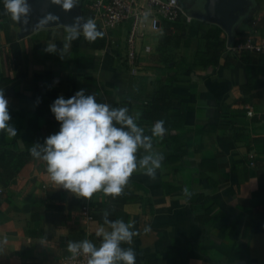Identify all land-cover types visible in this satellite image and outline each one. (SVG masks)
Instances as JSON below:
<instances>
[{"label": "crops", "instance_id": "1", "mask_svg": "<svg viewBox=\"0 0 264 264\" xmlns=\"http://www.w3.org/2000/svg\"><path fill=\"white\" fill-rule=\"evenodd\" d=\"M181 1L190 13L192 0ZM247 1L231 34L194 18L168 30L163 25L162 33L138 47L139 72L131 76L122 61V29L113 33L116 48L92 51L81 35L64 49V27L19 37V25L0 0V28L7 27L8 40L23 48L14 61L0 29L1 89L9 124L17 131L11 138L0 132V150L24 153V138L35 135L43 144L60 127L50 105L81 89L95 93L98 102L127 106L133 115L139 111L137 123L145 129L158 120L150 109L143 111L158 87L172 81L175 96L162 117L166 135L153 142L165 157L156 179L138 170L121 196L95 194L88 201L90 221L81 215L86 200L52 183L42 160L24 156L17 175L0 186V264H58L69 253L68 241L89 239L98 245L104 211L109 220L135 222L140 233L132 244L136 264H264V56L244 62L223 52L216 65L193 66L206 39L215 44L211 37L217 29L224 42L241 36L264 39V0ZM49 42L64 49L63 58L43 51ZM146 44L150 54L142 50ZM204 160L209 168L200 176ZM184 187L202 193L204 201L191 205ZM198 216L209 219L198 223Z\"/></svg>", "mask_w": 264, "mask_h": 264}, {"label": "clouds", "instance_id": "2", "mask_svg": "<svg viewBox=\"0 0 264 264\" xmlns=\"http://www.w3.org/2000/svg\"><path fill=\"white\" fill-rule=\"evenodd\" d=\"M48 3L66 13L79 6V0H48ZM3 7L12 21L29 24L32 14L29 0H3ZM59 19L45 11L34 28L59 24ZM64 31V49L81 35L89 42L104 37L94 19L81 15L74 16L70 25H64ZM64 49L49 42L43 51L59 53L63 58ZM50 111L59 122V131L46 137L43 144L32 145L29 152L45 163L46 172L57 187L84 200H91L97 193L115 199L123 194L138 170L151 180L156 179L165 157L154 150L153 142L154 138L162 139L166 135L164 120L153 122L146 130L137 123L139 111L133 115L127 106L113 107L98 102L95 93L85 95L83 89L67 99L59 96L50 105ZM10 119L8 101L0 89V132H6L9 138L17 136ZM182 192L186 198L192 195L187 187ZM108 215L107 211L103 212V223L96 230L100 238L98 245L89 239L68 241L67 251L73 258L86 257V264H136L132 244L140 233L135 230V222L109 220ZM150 230V225L143 229L145 233Z\"/></svg>", "mask_w": 264, "mask_h": 264}, {"label": "built area", "instance_id": "3", "mask_svg": "<svg viewBox=\"0 0 264 264\" xmlns=\"http://www.w3.org/2000/svg\"><path fill=\"white\" fill-rule=\"evenodd\" d=\"M93 12L92 19L96 22L98 30L104 33L106 48H116L117 43L113 33L122 29L124 45L122 61L128 66L129 74L136 76L139 72L138 47L148 36L162 33L165 24L189 25L193 18L184 8L180 0H85ZM145 54H150L152 48L149 44L142 47ZM264 54V39L248 36L244 41L230 46L226 45V53L239 55L241 52ZM251 116V112L246 113ZM250 165L253 162L250 161ZM81 206V215L92 220V212L88 201ZM58 264H86V257L73 258L68 253L60 259Z\"/></svg>", "mask_w": 264, "mask_h": 264}, {"label": "trees", "instance_id": "4", "mask_svg": "<svg viewBox=\"0 0 264 264\" xmlns=\"http://www.w3.org/2000/svg\"><path fill=\"white\" fill-rule=\"evenodd\" d=\"M182 3V1L180 0ZM79 5L82 10V16L85 18H92L93 12L90 10L88 5L86 4L85 0H79ZM177 25V24H174ZM174 25L167 24L165 27V30H168V27H172ZM3 30L4 37L6 41L8 42L9 45V53L11 58L16 61L19 59V56L21 55L23 48L16 42H10L8 40V34H7V27H2L0 28ZM182 29V28H181ZM221 35V30L215 31L211 37L213 41L215 42L214 45H211L208 43L209 40L206 39L205 41V49L203 50L202 48L198 49L195 52L194 55V62L193 66L198 67H205L209 65H216L218 62V59L220 55L225 52V47L226 45H236L242 41L245 40V36H241L238 40H231L228 41L226 40L225 42L223 40H219V37ZM84 45L90 49V50H101L106 46V39L103 37L102 39H97L95 42H89L88 40L85 39ZM197 48H198V41H197ZM240 57V60L247 62L250 61V58L252 56H264V54H253L247 51L241 52L239 55H236ZM198 58L200 59V62H198ZM5 85L4 79H0V89ZM174 94L172 93V81L169 82L168 84H161L155 94L153 95L152 98V103L150 104H145V108L143 109L144 112H147L148 109L152 111V114L154 117L158 120H161L163 115L166 113V111L173 105L172 101L174 99ZM157 102L161 103L159 105ZM147 130V129H146ZM25 142L24 144L26 145V151L24 153H15L11 152L8 150H0V186L5 187L8 182L13 179L18 173V169L20 168V162L22 163L24 161V156H29L30 155L29 149L32 147L34 144H41V138L38 137V135H35L30 138H24ZM206 168H209L207 160L202 161L199 166H198V173L199 175H204ZM204 169V170H203ZM205 196L202 193H196L191 195L190 198H188L189 203L191 205L193 204H201L202 201H204ZM212 208V207H210ZM210 210V209H208ZM209 218L207 217H199L196 218V221L198 223H202L207 221Z\"/></svg>", "mask_w": 264, "mask_h": 264}, {"label": "water", "instance_id": "5", "mask_svg": "<svg viewBox=\"0 0 264 264\" xmlns=\"http://www.w3.org/2000/svg\"><path fill=\"white\" fill-rule=\"evenodd\" d=\"M29 3L32 5V14L28 25L17 23L20 27L19 37L28 36L39 29L70 25L74 16L81 15L80 5L66 13L59 6L50 5L48 0H29ZM248 4L247 0H197L189 15L196 20L216 24L221 30L231 34L238 20L245 15ZM45 11L59 16V24H51L45 28H34Z\"/></svg>", "mask_w": 264, "mask_h": 264}, {"label": "flooded vegetation", "instance_id": "6", "mask_svg": "<svg viewBox=\"0 0 264 264\" xmlns=\"http://www.w3.org/2000/svg\"><path fill=\"white\" fill-rule=\"evenodd\" d=\"M197 0H192L191 2H189L190 4V8L192 9L194 7V5L196 4Z\"/></svg>", "mask_w": 264, "mask_h": 264}, {"label": "rangeland", "instance_id": "7", "mask_svg": "<svg viewBox=\"0 0 264 264\" xmlns=\"http://www.w3.org/2000/svg\"><path fill=\"white\" fill-rule=\"evenodd\" d=\"M86 4H87V2H86ZM81 14H82V10H81ZM141 67V66H140Z\"/></svg>", "mask_w": 264, "mask_h": 264}]
</instances>
